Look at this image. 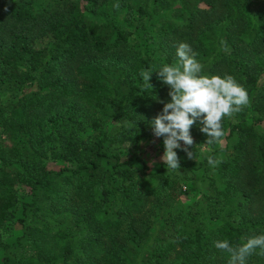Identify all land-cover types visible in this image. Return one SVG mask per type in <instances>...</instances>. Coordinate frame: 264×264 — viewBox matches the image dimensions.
<instances>
[{"label": "trees", "instance_id": "trees-1", "mask_svg": "<svg viewBox=\"0 0 264 264\" xmlns=\"http://www.w3.org/2000/svg\"><path fill=\"white\" fill-rule=\"evenodd\" d=\"M250 2L0 0L1 264H228L214 241L264 234V7ZM133 16L158 22L156 49L129 43ZM180 42L202 75L233 76L249 104L221 121L225 157L203 144L201 117L187 146L199 159L174 149L178 171L148 172L139 146L170 97L155 71L144 90L145 75L178 63Z\"/></svg>", "mask_w": 264, "mask_h": 264}, {"label": "clouds", "instance_id": "clouds-1", "mask_svg": "<svg viewBox=\"0 0 264 264\" xmlns=\"http://www.w3.org/2000/svg\"><path fill=\"white\" fill-rule=\"evenodd\" d=\"M119 7V5H115ZM190 45L180 42L176 49L178 63L165 64L159 70H149L145 75L144 90L152 89L150 74L155 71L164 84L169 87L170 102H163V108L151 121L153 134L163 137L164 153L161 157L168 169L178 171L180 158L174 149H180L179 141L185 147L182 150L189 159L193 151L187 146L193 145L190 128L201 119L200 129L207 135L204 145H214L224 136L222 119L238 113L249 104V96L243 85L231 75L223 78L219 75H202V64L195 59ZM209 165H218L220 161L212 155L207 157ZM216 249L229 257L228 264H247V259L257 249L264 254V234L246 238V242L233 246L227 239L214 241Z\"/></svg>", "mask_w": 264, "mask_h": 264}, {"label": "rangeland", "instance_id": "rangeland-1", "mask_svg": "<svg viewBox=\"0 0 264 264\" xmlns=\"http://www.w3.org/2000/svg\"><path fill=\"white\" fill-rule=\"evenodd\" d=\"M264 7V0H252V2L249 3V9L254 12L257 8ZM93 20L100 23L102 21V18L95 16L92 17ZM136 17L133 16L130 19L126 20V24L129 26V32L130 35L128 37L129 43L132 45H135L137 47H140L142 50H153L156 49V27L158 25L157 21H153L154 18H145L143 23H137ZM51 41L50 37H43L41 39H38L35 42V46L37 48H41L46 46ZM262 127V126H261ZM263 128V127H262ZM182 149L185 145L183 144V141H179ZM216 146L219 148V151L217 153L218 158L225 157L229 150L225 148L226 146V140L225 138H221L218 143H216ZM126 152L123 153V157L127 158L130 153L133 151L132 147L129 145L126 147ZM206 151V148H202L201 152L204 153ZM164 153V145L160 140V137L154 136V134L151 135L150 138L144 140L141 142L139 146V154L144 159L146 165H147V171L148 172H155L161 167V164L164 163L161 159ZM184 160H191L188 157L183 156ZM195 160L199 158H193ZM63 165L60 161H47V168L57 170ZM139 178H142V175H138ZM186 186L182 187V190L185 192V195H183L182 199L183 202L187 203L192 198V192L187 191L185 188ZM187 191V192H186ZM17 195L20 201L25 200L27 201L29 199V191L27 189H18ZM19 214V210L17 212ZM206 225L209 226H215L216 221L211 218H207L205 220ZM14 235L17 234L18 230L14 229ZM3 256V250L0 248V264Z\"/></svg>", "mask_w": 264, "mask_h": 264}]
</instances>
